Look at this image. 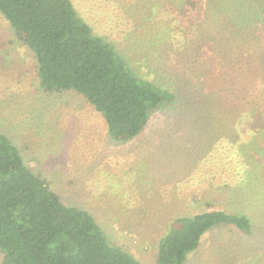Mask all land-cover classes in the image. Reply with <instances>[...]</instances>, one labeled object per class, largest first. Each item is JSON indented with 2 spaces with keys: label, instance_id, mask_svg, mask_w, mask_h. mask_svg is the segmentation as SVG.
Here are the masks:
<instances>
[{
  "label": "trees",
  "instance_id": "1",
  "mask_svg": "<svg viewBox=\"0 0 264 264\" xmlns=\"http://www.w3.org/2000/svg\"><path fill=\"white\" fill-rule=\"evenodd\" d=\"M140 11L128 51L134 41L154 46L139 52L147 64L157 52L173 56V73L190 75L176 88L181 112L193 109L202 125L218 130L231 124L228 140L248 166L242 187L264 186V0H150ZM0 12L34 52L42 87L82 95L117 141L137 137L155 111L176 99L169 88L175 83L137 72L72 0H0ZM230 226L245 234L253 228L245 213L222 210L176 219L159 242L155 264H184L205 235ZM0 253L1 264H140L110 243L87 210L64 204L1 133Z\"/></svg>",
  "mask_w": 264,
  "mask_h": 264
},
{
  "label": "rangeland",
  "instance_id": "2",
  "mask_svg": "<svg viewBox=\"0 0 264 264\" xmlns=\"http://www.w3.org/2000/svg\"><path fill=\"white\" fill-rule=\"evenodd\" d=\"M72 1L97 33L130 56L137 72L175 83L169 88L176 99L155 111L137 137L117 141L82 95L42 87L34 52L0 12V133L64 204L87 210L110 243L140 264H155L159 242L176 219L211 210L245 213L252 231L217 228L184 264H264V186L242 187L248 166L234 152L236 142L228 140L231 124L218 130L202 125L193 109L181 112L178 85L190 75L173 73L168 52L153 54L145 64L139 54L154 46L134 41L128 51L133 19L150 0ZM203 133L209 137L203 139Z\"/></svg>",
  "mask_w": 264,
  "mask_h": 264
}]
</instances>
